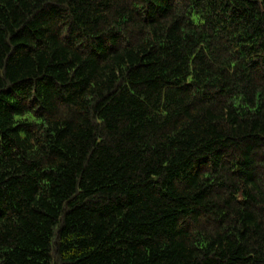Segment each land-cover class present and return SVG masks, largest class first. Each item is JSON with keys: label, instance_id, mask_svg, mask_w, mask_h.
<instances>
[{"label": "trees", "instance_id": "1", "mask_svg": "<svg viewBox=\"0 0 264 264\" xmlns=\"http://www.w3.org/2000/svg\"><path fill=\"white\" fill-rule=\"evenodd\" d=\"M0 264H264V0H0Z\"/></svg>", "mask_w": 264, "mask_h": 264}]
</instances>
